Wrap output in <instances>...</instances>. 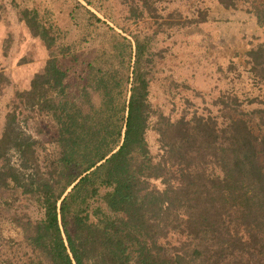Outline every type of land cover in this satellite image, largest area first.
<instances>
[{
    "label": "trees",
    "instance_id": "1",
    "mask_svg": "<svg viewBox=\"0 0 264 264\" xmlns=\"http://www.w3.org/2000/svg\"><path fill=\"white\" fill-rule=\"evenodd\" d=\"M253 1L264 28V4ZM78 4L89 26L108 25ZM130 10L139 21L144 11ZM21 14L57 53L17 92L0 136V264H264V165L238 98H217L220 114L156 108L147 69L153 37L129 39L109 25L111 47L72 83L60 28L36 8ZM201 15L180 24H199ZM247 56L264 81V45ZM8 82L0 72V95ZM32 117L39 138L19 127Z\"/></svg>",
    "mask_w": 264,
    "mask_h": 264
},
{
    "label": "rangeland",
    "instance_id": "2",
    "mask_svg": "<svg viewBox=\"0 0 264 264\" xmlns=\"http://www.w3.org/2000/svg\"><path fill=\"white\" fill-rule=\"evenodd\" d=\"M77 1L129 39L133 33L153 37V61L147 69L150 99L156 108L176 117L185 109L220 114L213 105L217 98L224 93L236 96L258 136L264 165V114L260 112L264 108V81L254 77L247 56L250 49L264 45V28L250 12L253 0H91V4L88 0H0V72L9 79L0 95V136L17 92L28 89L34 75L42 72L49 57L57 53L30 30L22 18V8L38 9L42 19L60 28V43L71 50L61 61L74 71L72 83L81 82L76 77L86 75L85 62L94 59L101 47H111L108 25L98 30L89 26L84 19L89 15ZM258 1L264 4V0ZM131 5L144 11L136 13L140 19L137 22L131 15ZM201 14L206 19L199 24H180ZM26 115V111L20 114L22 119ZM47 123V130L53 132L52 122ZM19 127L40 137V122L33 117ZM149 140L156 151L154 131H150ZM8 156L19 166L15 150Z\"/></svg>",
    "mask_w": 264,
    "mask_h": 264
}]
</instances>
